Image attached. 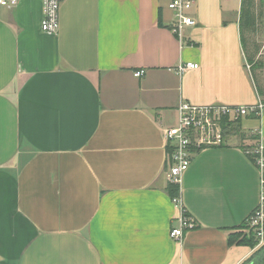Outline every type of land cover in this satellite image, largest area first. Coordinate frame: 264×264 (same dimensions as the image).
<instances>
[{"label":"crops","instance_id":"crops-1","mask_svg":"<svg viewBox=\"0 0 264 264\" xmlns=\"http://www.w3.org/2000/svg\"><path fill=\"white\" fill-rule=\"evenodd\" d=\"M167 3L62 0L55 34L43 0L0 6V264H251L260 246L228 238L259 200L241 146L264 144V109L191 149L178 195L196 226L181 241L164 135L182 102H264L242 1L195 0L181 35ZM186 62L199 67L178 72Z\"/></svg>","mask_w":264,"mask_h":264},{"label":"built area","instance_id":"built-area-1","mask_svg":"<svg viewBox=\"0 0 264 264\" xmlns=\"http://www.w3.org/2000/svg\"><path fill=\"white\" fill-rule=\"evenodd\" d=\"M62 0H43V17L40 28L43 32L55 34L59 28V7ZM227 1V0H226ZM229 1V0H228ZM241 2L242 0H232ZM18 0H0V6L12 7ZM195 0H168L167 7L173 12L171 19L172 31L181 35L189 26L195 25V20L190 14ZM198 63L186 62L177 66L178 72L197 69ZM249 69L250 66L247 64ZM144 69H137L135 77H142ZM264 109V104L258 101L249 105L209 104L194 105L182 102L178 108L177 124L167 128L164 135L171 149L167 157L166 178L169 183L180 187L182 174L187 169L192 148L222 143L223 125L238 118L259 116ZM245 154L257 166L260 175V194L257 206L247 217V227L244 231L252 232L257 240V245H264V144L257 139L253 144L245 147ZM178 209L177 225H171L169 236L181 241L185 231L196 226L195 220L186 214L179 195L171 198ZM256 245V246H257Z\"/></svg>","mask_w":264,"mask_h":264},{"label":"rangeland","instance_id":"rangeland-1","mask_svg":"<svg viewBox=\"0 0 264 264\" xmlns=\"http://www.w3.org/2000/svg\"><path fill=\"white\" fill-rule=\"evenodd\" d=\"M253 2L257 17L254 28L244 34L246 65L250 66V73L253 75L257 90L262 92L261 99H264V0H253ZM242 120L238 118L230 122L231 126L227 127L226 132L239 135ZM251 124L257 122L252 121ZM239 229L241 230H237L236 233H245L243 228ZM251 264H264V248L258 251Z\"/></svg>","mask_w":264,"mask_h":264},{"label":"trees","instance_id":"trees-1","mask_svg":"<svg viewBox=\"0 0 264 264\" xmlns=\"http://www.w3.org/2000/svg\"><path fill=\"white\" fill-rule=\"evenodd\" d=\"M256 17H257V15H256L253 0H242L241 11H240V29H241V40H242L244 47H245L244 34H245V32H248L254 28L255 22H256ZM261 102L264 104L263 101H261ZM229 125L231 126V124L229 122L225 123L223 125V134L226 133L227 127ZM193 148H196V147H193ZM241 148L243 150H245V146H241ZM170 152H171V149L168 150V154H170ZM167 192L169 193V195L171 197L177 196L178 192H179L178 185L168 183ZM246 223H247V218L240 225V228H243V230H244V228L247 227ZM235 243L248 245V246L254 248L257 245V240L254 238V235L252 234L251 231H249L248 233L245 232L244 234L243 233H232L229 235L228 244L232 245ZM263 248H264V245L259 250H261Z\"/></svg>","mask_w":264,"mask_h":264},{"label":"flooded vegetation","instance_id":"flooded-vegetation-1","mask_svg":"<svg viewBox=\"0 0 264 264\" xmlns=\"http://www.w3.org/2000/svg\"><path fill=\"white\" fill-rule=\"evenodd\" d=\"M263 246V245H262ZM262 246H260L259 248H261Z\"/></svg>","mask_w":264,"mask_h":264}]
</instances>
